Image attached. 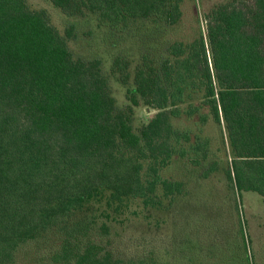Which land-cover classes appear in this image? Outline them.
<instances>
[{"label": "trees", "instance_id": "obj_1", "mask_svg": "<svg viewBox=\"0 0 264 264\" xmlns=\"http://www.w3.org/2000/svg\"><path fill=\"white\" fill-rule=\"evenodd\" d=\"M47 1L121 34L141 25L161 37L182 16V0ZM72 36V26L60 34L26 0H0V264H13L22 246L46 250L49 242L40 264H264L238 218L233 240H216L207 224L185 219L180 227L184 183L166 176L175 160L201 179L218 170L204 133L211 124L223 132L236 213L242 194L264 198V0L220 4L192 41L141 53L129 88L130 64L115 59L128 102L121 108L100 60L73 56ZM137 107L153 112L140 126ZM133 205L148 215L175 212L165 257L156 243L128 255L112 247L113 223Z\"/></svg>", "mask_w": 264, "mask_h": 264}, {"label": "rangeland", "instance_id": "obj_2", "mask_svg": "<svg viewBox=\"0 0 264 264\" xmlns=\"http://www.w3.org/2000/svg\"><path fill=\"white\" fill-rule=\"evenodd\" d=\"M26 1L32 9L45 10L51 24L60 34L63 35L65 29L72 26L73 36L67 39V43L73 56L100 60L102 72L108 80L112 95L117 106L121 108L128 102L125 97V88L112 68L115 59L121 58L130 64L128 68L129 88L132 82L133 67L141 53L159 54L168 42L188 43L192 41L199 31L204 33L205 15L214 7L230 0H182L180 7L182 16L179 23L162 29L161 37L150 31L149 26L145 28L141 25L138 29L130 27L123 34L109 32L106 28L98 26L95 17L90 13L67 17L54 9L47 0ZM144 39L146 41L141 44ZM151 114L153 112L143 107L134 108L135 126L143 124ZM204 133L211 138L210 148L215 153L213 160L217 162L218 170L209 178L201 179L197 169L187 161H173L166 171V176L182 181L185 189V195L176 201L175 211L179 213L175 219H179L180 227L187 223L186 220L194 226L196 222L202 227L207 224L209 227L204 229L212 231V236L216 240L224 241L223 238L227 237H229L227 240L235 239L236 219L238 218L245 236L251 239L250 251L254 250L259 253V248L262 247L261 251L264 253V198L252 192L242 194L238 199L236 213L233 195L227 187L223 174L229 159L225 140L223 142V132L219 133L216 127L213 128L209 124L204 129ZM217 135H219L218 140H216ZM209 162L213 161L208 160L202 165H207ZM174 213L170 208V211L162 214L152 212L148 215L137 205H133L122 224L113 223L119 235L111 236L108 240H112L113 248L122 250L120 253L125 255L141 252L147 244L156 243L162 250L159 257H165L167 246H164L166 239L164 234L172 227ZM206 231H204L205 234ZM155 234L156 237L153 238ZM189 235L190 232L184 237L187 238ZM152 239H156V242H151ZM51 248L50 242L46 250H39L33 245L22 246L18 249L13 264H40L39 257L46 256L44 253L50 252Z\"/></svg>", "mask_w": 264, "mask_h": 264}]
</instances>
